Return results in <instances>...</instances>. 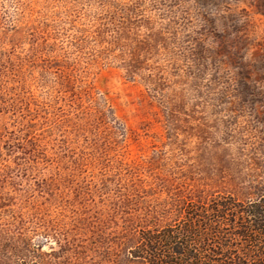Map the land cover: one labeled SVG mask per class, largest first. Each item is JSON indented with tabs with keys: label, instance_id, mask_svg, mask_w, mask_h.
<instances>
[{
	"label": "rangeland",
	"instance_id": "obj_1",
	"mask_svg": "<svg viewBox=\"0 0 264 264\" xmlns=\"http://www.w3.org/2000/svg\"><path fill=\"white\" fill-rule=\"evenodd\" d=\"M262 192L264 0H0V264H143Z\"/></svg>",
	"mask_w": 264,
	"mask_h": 264
},
{
	"label": "trees",
	"instance_id": "obj_2",
	"mask_svg": "<svg viewBox=\"0 0 264 264\" xmlns=\"http://www.w3.org/2000/svg\"><path fill=\"white\" fill-rule=\"evenodd\" d=\"M187 218L186 225L142 233L134 257L143 264H264V192L214 199Z\"/></svg>",
	"mask_w": 264,
	"mask_h": 264
}]
</instances>
